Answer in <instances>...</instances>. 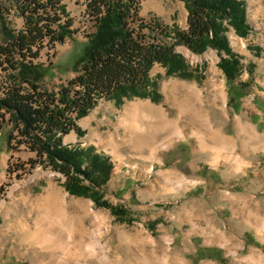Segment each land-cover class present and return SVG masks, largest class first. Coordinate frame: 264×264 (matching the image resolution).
Returning <instances> with one entry per match:
<instances>
[{
    "label": "rangeland",
    "instance_id": "1",
    "mask_svg": "<svg viewBox=\"0 0 264 264\" xmlns=\"http://www.w3.org/2000/svg\"><path fill=\"white\" fill-rule=\"evenodd\" d=\"M55 1L67 19L56 31L68 33L58 39L51 63L39 65L44 77L38 84L57 94L76 75L75 65L96 23L88 18L84 1ZM21 2L0 0V41L19 31L26 12ZM245 2L250 34L239 37L232 27L226 33L242 67L232 85L216 50L196 54L175 44L174 52L196 79L168 76L167 67L156 64L150 76L158 83L161 102L134 98L118 107L113 100H102L76 122L79 131L63 137L65 145L93 147L110 157L113 169L103 187L104 199L126 210L121 217L89 198L70 195L59 172L40 163L30 165L38 157L25 144L9 148L14 129L1 120L0 264H97L94 258L102 255L95 238L112 264H162L164 258L171 264H264V230L258 232L264 225V150H254L260 144H251L244 154L246 164L231 172L230 163L217 159L218 152L229 150L211 137L220 129L238 141L240 118L264 143V0ZM47 6L51 7L49 0ZM139 16L171 31L187 29L188 11L180 0H142ZM158 37L175 43L173 37ZM222 89L226 105L218 99L215 104L214 91L216 95ZM0 114L10 117L7 108ZM241 146L238 141L236 149L241 151ZM216 228L228 237L220 235L210 243L205 233ZM38 232L46 234L42 239L52 247L28 237Z\"/></svg>",
    "mask_w": 264,
    "mask_h": 264
},
{
    "label": "trees",
    "instance_id": "2",
    "mask_svg": "<svg viewBox=\"0 0 264 264\" xmlns=\"http://www.w3.org/2000/svg\"><path fill=\"white\" fill-rule=\"evenodd\" d=\"M82 1L96 22V31L88 36L84 54L74 68L76 75L56 94L40 88L38 82L44 77L40 67L24 64L20 81L27 86L14 82L11 94L0 105L11 111V121L18 129V135L14 131L9 135V148L25 144L38 157L28 162L30 165L40 163L59 172L66 178L64 187L70 195L89 198L96 206L108 208L121 217L126 210L113 207L104 199L103 187L113 169L110 157L96 153L93 147L65 145L63 137L74 129L79 131L76 122L102 100H113L118 107L134 98L161 102L158 83L150 76L156 64L166 66L168 76L196 79L184 58L174 52L175 44L184 45L196 54L209 48L216 50L222 56L219 66L232 85L242 67L226 33L232 27L236 35L246 38L251 27L245 0H180L188 11L187 29L174 31L142 19L139 16L142 0ZM49 2L55 16L36 20L29 16L28 31L17 33L21 48L42 39L45 31L57 35L60 41L66 37L68 30L57 33L50 28L59 19L57 2ZM43 20L46 25L41 27L39 22ZM158 36L173 37L175 43L166 44ZM7 47H14V40H7ZM239 91L236 89L234 95L239 97ZM16 138L17 145L13 146ZM15 169L18 170V165Z\"/></svg>",
    "mask_w": 264,
    "mask_h": 264
},
{
    "label": "built area",
    "instance_id": "3",
    "mask_svg": "<svg viewBox=\"0 0 264 264\" xmlns=\"http://www.w3.org/2000/svg\"><path fill=\"white\" fill-rule=\"evenodd\" d=\"M23 2L20 3L21 7H24L25 13L21 16L20 20L22 22V25L19 27L20 30H27L29 24H27V20L29 16H32L33 18H40V17H48V16H55L54 9L49 6L48 0H29V3L26 2V0H22ZM37 4H40L39 8L36 6ZM19 11V8L17 9ZM36 10V11H34ZM59 21L53 25L50 26L52 30L56 31V26L59 23H65L66 18L62 16L60 13V10L56 11ZM88 18L93 19L90 15H88ZM94 20V19H93ZM83 23V22H82ZM94 23H96L94 21ZM46 23L41 21L39 23V26L43 27ZM30 28V27H29ZM70 30H74L73 26L68 27ZM86 27H82L83 33L85 32ZM14 33L12 39L8 40H14V47H7V40H1L0 41V104L3 105V96H9L11 92H8L5 89V82H18L19 84L23 86H27L26 83H22L20 81V78L18 77L19 72L21 71L22 65H31V66H37L40 67V64H50L51 61L54 59V50L55 47L59 44L58 39L56 38V35L54 33H47L45 31V35L42 39L36 40L34 43L30 45H26V47L21 48L19 45V42H17V33ZM53 53V54H52ZM47 54V55H46ZM51 54L53 59L50 61ZM5 106V105H4ZM11 111H10V117L9 116H2L0 114V124H2V119L4 118L6 120V124L9 126L10 129H14L15 132L18 129L15 127L13 122L11 121Z\"/></svg>",
    "mask_w": 264,
    "mask_h": 264
},
{
    "label": "bare ground",
    "instance_id": "4",
    "mask_svg": "<svg viewBox=\"0 0 264 264\" xmlns=\"http://www.w3.org/2000/svg\"><path fill=\"white\" fill-rule=\"evenodd\" d=\"M12 86H13V83L12 82H5V89L8 91V92H10L11 91V89H12ZM182 93V92H181ZM215 91H214V95H213V98H212V100H213V102L216 104V102H218V100H223L224 101V103H225V105H226V94H225V92H224V89H222L220 92H217V94L215 95ZM200 96V95H199ZM7 98V96H3V100H5ZM199 99V98H198ZM218 99V100H217ZM205 103V102H204ZM140 105V104H139ZM145 105H149L148 103L147 104H145ZM4 109L5 107H2L1 105H0V111H1V109ZM146 108V107H145ZM149 108H150V105H149ZM225 108V107H224ZM127 109V108H126ZM147 110H148V108H146ZM143 110H145V109H143ZM224 110V109H223ZM184 111V110H183ZM225 111V110H224ZM146 112V111H145ZM7 113V112H6ZM154 116V115H153ZM242 120V119H241ZM240 120V118H239V120H238V122H237V129H238V137H237V140L238 141H240L241 142V151L240 150H238V149H236L237 147H236V145H237V142L238 141H236V139H234V140H232V139H230L224 132H223V130H215L214 131V133H212V135L213 136H211L212 137V140L214 141H216V142H220L221 144H223L228 150H229V153H227V154H223V153H221V152H218L217 153V159L218 158H223V160L225 161V162H227V163H230V165H232V167L230 168V171L232 172L233 170H235L236 169V167H238V166H240V168H238V169H241L242 167H243V165L244 164H246L245 162H244V160H245V157H244V154L245 153H248V151H247V149H249L248 148V146H250L251 144H255V146H257L258 144H260L259 146H257V147H255L254 148V150H264V143L262 142V144H261V141L263 140L262 139V136L260 135V133H258V131L255 129V128H253L250 124H243L242 123V121ZM208 121H209V119H208ZM177 120L176 121H174L172 124H177ZM167 123V122H166ZM216 124V123H215ZM213 126V125H212ZM212 128V127H211ZM234 138V137H233ZM169 144H167L166 146H168ZM222 145V146H223ZM223 146V147H224ZM219 147V146H218ZM254 147V146H253ZM213 149V148H212ZM242 150H244V151H242ZM253 150V151H254ZM216 155V154H215ZM216 160V159H215ZM216 164H218L217 162H216ZM179 174H181V173H179ZM227 198V197H226ZM48 199V198H47ZM47 199H45V200H47ZM229 199V201L230 202H235L236 201V199H235V197H233V196H231L230 198H228ZM47 201H45L44 202V204L46 203ZM48 204V203H47ZM46 204V205H47ZM43 205V204H42ZM236 215V214H235ZM264 218V217H263ZM264 224V223H263ZM233 226V225H232ZM261 226H263V227H259V226H257V227H259L258 228V232H261L262 230H264V225H261ZM49 228V227H48ZM219 232H222V233H219ZM226 232H223V231H221V230H219V229H213V230H211V231H209V232H206L205 234L207 235H209V239H208V242H210V243H212L213 241H215V237H220V235H222V238H227L228 236L225 234ZM43 236L44 237H46V234H42V233H36L35 235H32V236H29L28 235V237L30 238V239H33L35 242L34 243H36V244H39V245H46V244H48V245H50L51 247H52V245H51V243L50 242H48V241H44L42 238H43ZM54 244V243H53ZM225 244V243H224ZM94 245L95 246H97L98 247V249H99V253L102 255H100L101 257H99V256H97V257H95L94 258V260H95V262L97 263V264H112V262L111 261H109V257L107 256V257H103V254L105 253L104 252V249H103V246H102V244H101V242H100V240L98 239H94ZM144 248H146V247H144ZM154 250V249H153ZM101 251V252H100ZM104 252V253H103ZM98 253V254H99ZM141 253V252H140ZM141 255V254H140ZM106 256V255H105ZM144 256V255H143ZM141 258H142V256H140ZM144 258V257H143ZM251 258V257H250ZM119 259V258H118ZM117 259V260H118ZM122 259V258H121ZM137 259V258H136ZM252 259V258H251ZM250 259V260H251ZM145 261V260H144ZM180 261V260H179ZM115 262H117V261H115ZM163 263L162 264H171L170 263V261H169V258H164L163 259V261H162ZM118 263V262H117ZM119 263H120V261H119ZM158 263H160V262H158ZM122 264V263H121ZM127 264V263H126ZM129 264H131V263H129Z\"/></svg>",
    "mask_w": 264,
    "mask_h": 264
}]
</instances>
